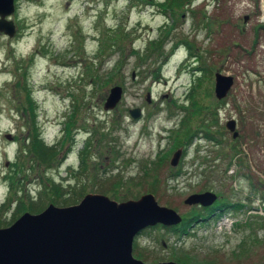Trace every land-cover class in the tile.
Masks as SVG:
<instances>
[{"label":"rangeland","instance_id":"374dc122","mask_svg":"<svg viewBox=\"0 0 264 264\" xmlns=\"http://www.w3.org/2000/svg\"><path fill=\"white\" fill-rule=\"evenodd\" d=\"M169 1L15 0L17 33L0 31V227L88 192L117 193L118 201L153 193L160 205L190 215L185 199L209 188L220 201L246 204L233 217L236 226L221 220L211 224L216 231L201 235L195 227L181 239L158 227L135 238L134 255L264 262V0H184L171 3L174 14L163 10ZM217 73L235 80L223 100L215 95ZM116 85L121 101L106 110ZM35 128L53 150L48 160L31 152ZM189 128L192 144L173 166ZM182 163L181 175L169 178Z\"/></svg>","mask_w":264,"mask_h":264},{"label":"water","instance_id":"95a60500","mask_svg":"<svg viewBox=\"0 0 264 264\" xmlns=\"http://www.w3.org/2000/svg\"><path fill=\"white\" fill-rule=\"evenodd\" d=\"M15 8V0H0V31L10 37L17 32L15 22L8 18ZM248 18L245 16V21ZM233 85V76L217 73V98H225ZM122 94L121 86L112 87L105 109H114ZM141 113L139 108L131 110L133 118ZM227 127L234 138L239 136L235 119L229 120ZM182 154L183 148L177 149L171 158L173 166ZM217 198L215 192L204 191L189 195L185 203L207 207ZM182 219L174 208L160 205L153 193L125 201L88 193L80 203H51L42 212H25L10 226L0 227V264H184L175 260L146 262L134 255V240L142 230L158 224L177 225Z\"/></svg>","mask_w":264,"mask_h":264},{"label":"trees","instance_id":"16d2710c","mask_svg":"<svg viewBox=\"0 0 264 264\" xmlns=\"http://www.w3.org/2000/svg\"><path fill=\"white\" fill-rule=\"evenodd\" d=\"M171 3H174L175 5H177V6H181L183 3H184V0H170L169 2H167V3H165L164 4V8H163V10H169V8H171L172 9V11H173V14H174V9H173V5H171ZM168 13H170V12H168ZM171 14V13H170ZM263 28H264V25H263ZM118 39H122V37H120V38H118ZM161 46V43L160 44H158V46ZM189 50H190V53L192 54V49H193V45L191 44H189ZM135 51L137 50L136 48L134 49ZM134 50H133V52H134ZM202 69H204V71L205 72H207L208 70H209V68L208 67H206V68H203L202 67ZM198 86H199V84H198ZM197 85H195V89H192V91L193 92H191V95L192 94H194L195 93V90H196V88L198 87ZM27 87V86H26ZM23 88H25V86L23 87ZM31 92V91H30ZM32 93V92H31ZM32 95V94H31ZM197 108V106L195 107V109H194V111L192 112V114L191 115H193L194 113H196L198 110L196 109ZM201 114V110L197 113V114ZM211 113H212V115L214 116V118H215V120H216V112H214L213 110L211 111ZM208 114H210V112L208 113ZM190 118H186L185 120H184V122H183V124H185L184 125V127L186 128V127H188V125H189V123L187 122L188 120H189ZM206 120H208V119H206ZM190 127V126H189ZM199 130V129H198ZM188 131L189 132H187L188 133V135L186 136L187 138H184V139H181L180 137H179V139H178V141H177V143L179 142L180 143V141H181V143H182V145L185 147V151H184V156L185 155H187V152H188V150H187V148H188V146H190L191 144H192V140H190L189 138H190V136L192 135V130L189 128L188 129ZM35 134H33V136H32V145H31V152L34 154V155H37L38 157H39V159H41V160H48L49 158V156H51V155H53V150L52 149H50L51 147H46V145L45 144H43V142H42V140H41V137H40V133H39V131H38V129L37 128H35ZM206 135V137L207 138H209V139H212L213 137V135H212V133H210L209 131L205 134ZM240 138H241V136H240ZM240 138H238V139H236V140H234L235 142L236 141H238ZM186 140H187V143H186ZM183 141V142H182ZM184 143V144H183ZM234 149L236 150V153H238L237 152V150H239V148L237 147V145H235L234 146ZM86 149H84L83 151H82V156H81V160H82V165H84L85 164V166H86V156H87V154H86ZM238 155V154H237ZM183 163L181 164V166H180V168L179 169H177V173H178V175L179 174H181V172H182V169H183ZM17 170V169H16ZM16 170H15V173H16ZM171 170H175V169H171ZM169 178H177V176H175L174 175V177L173 176H171V177H169ZM158 182H159V179L157 178V177H155V179L153 180V182H152V185L151 186H153V187H157L158 186ZM117 184H118V182L115 184L116 186H117ZM47 192H50V190L49 191H47ZM53 193H54V195L55 196H57V197H61L62 196V194L64 193L62 190H61V188H60V186H55L54 188H53ZM77 195V194H76ZM84 196V195H83ZM82 196V197H83ZM114 198H116V199H123L119 194H114V195H112ZM53 201V200H52ZM72 203H76V202H72ZM66 204H68V203H66ZM71 204V203H70ZM243 207H246V204L244 203V202H242V201H236V202H233V201H230V200H223V201H219V202H217L215 205H213L212 207H211V209L213 210V211H217L218 212V215L219 214H221V213H224V212H226V211H229V210H236V209H241V208H243ZM33 209V208H32ZM190 221H188V219L187 218H184V220H183V222L179 225V226H172V227H167V228H171V230H174L175 231V229L177 228V227H185V226H188V223H189ZM152 229H147V230H144V232H143V234H145V233H148L149 231H151ZM140 253H142V252H140ZM138 254V257H142V255L141 254ZM176 260L177 261H179V262H182V263H185V264H215L214 262H212V261H208V260H196V261H194L192 258H191V256H190V254L189 253H183V254H181V255H179L177 258H176Z\"/></svg>","mask_w":264,"mask_h":264},{"label":"flooded vegetation","instance_id":"af4514ba","mask_svg":"<svg viewBox=\"0 0 264 264\" xmlns=\"http://www.w3.org/2000/svg\"><path fill=\"white\" fill-rule=\"evenodd\" d=\"M172 175H175L176 173L175 172H171ZM206 190H210V189H200V191H206ZM194 207V210L196 212H192L191 211V214L189 215H185L183 214V218L186 217L188 219V221H190L188 223V226H185L184 228L181 226L180 228L177 227L174 230H171V228H167V227H172V226H167L165 227L164 225L162 224H158L156 225L155 227H153V229H156L158 227H161L162 229H167L168 231H170L171 233H173L174 236H177V237H181L183 235H186L189 233V231H191V229H193L194 227L198 226L199 223L207 220L208 218H213L215 216H217V211H210V209H207L206 207L204 206H201V205H195L193 206ZM142 254V257H143V260L147 259L146 257V254L145 253H140Z\"/></svg>","mask_w":264,"mask_h":264}]
</instances>
